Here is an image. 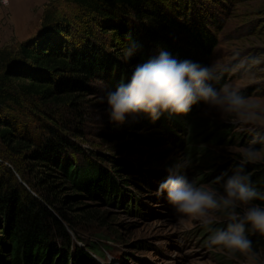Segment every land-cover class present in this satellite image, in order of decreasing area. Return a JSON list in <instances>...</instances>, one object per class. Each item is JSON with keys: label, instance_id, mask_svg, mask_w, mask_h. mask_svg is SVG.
I'll return each instance as SVG.
<instances>
[{"label": "trees", "instance_id": "obj_1", "mask_svg": "<svg viewBox=\"0 0 264 264\" xmlns=\"http://www.w3.org/2000/svg\"><path fill=\"white\" fill-rule=\"evenodd\" d=\"M67 1L78 8L72 16L49 6L28 40L17 48H0V139L27 158L23 169L16 162L0 161V264H99L95 255L114 247L111 242H127L106 214L83 201H109L140 213L142 209L132 205L130 197L137 192L131 187L145 190L129 175L144 171V181L150 184V177L163 176L175 164L162 151L141 163L119 155L78 163L71 153L87 157L76 142L86 114L80 97L97 80L115 90L128 81L136 64L162 50L180 61L211 65L217 45L212 25L218 17L196 0ZM97 31L112 39L99 38ZM134 42L138 50L126 58ZM29 100L37 110L36 123L24 114ZM47 104L67 110L59 113L43 107ZM182 118L190 123L188 115H165L156 122L144 115L130 126L154 123L165 138L183 146L176 133L177 127L183 129L178 124ZM190 125L196 134L212 127L201 118ZM133 135L120 144L123 151L149 140L136 131ZM198 150L185 146L190 162ZM246 171L257 191L264 193V161L247 164ZM254 203L264 206V201ZM246 234L253 250L264 256V236Z\"/></svg>", "mask_w": 264, "mask_h": 264}, {"label": "rangeland", "instance_id": "obj_2", "mask_svg": "<svg viewBox=\"0 0 264 264\" xmlns=\"http://www.w3.org/2000/svg\"><path fill=\"white\" fill-rule=\"evenodd\" d=\"M36 1L14 0L16 10L8 8L11 0H8L7 4H0L5 7L0 13V48H17L23 41L28 40L37 31L39 23H36L42 9V15L49 6H56L61 14L71 16L78 11V8L67 0H44L43 4H37ZM196 1L212 9L218 17L217 24L212 25L217 45L210 60L220 80L214 82V86L220 88L229 85L238 89L242 96L264 106V0ZM96 33L107 42L112 39L110 34L103 35L100 31ZM29 66L35 69L31 64ZM111 91L114 90L107 82L97 80L90 90L80 97L86 114L80 123L82 134L76 137V142L84 149L87 157L74 152L70 156L74 155L75 160L82 165L90 160L98 161L104 155H119L141 163L149 161L150 156L162 151L174 164L187 165V170H182L189 181L223 191L222 185L215 182L216 177L226 171L230 175L235 164L242 159L241 153L251 141L255 137L264 136V127L243 125L237 118L222 116L218 110L200 103L187 114L190 123L183 118L179 119L178 124L185 129L184 131L177 127L176 130L185 143L180 146L160 134L154 123L148 126L139 125L133 129L130 126L131 120L124 125L111 122L107 111V95ZM25 104L27 107L24 114L34 122L37 110L33 100ZM43 107L52 108L59 113L67 110L64 105L47 104ZM196 118L211 123L212 127L196 134L190 129L192 120ZM135 131L149 140L136 144V149L132 151H123L120 144L127 139L131 141L135 137ZM190 144L199 149L192 162L189 161L192 157L185 151V146ZM255 147L262 149L264 143L258 142ZM2 159L9 165L16 162L17 167L21 166L22 169L27 163L24 154L12 152L0 139V161ZM261 161H264V158ZM129 178L142 185L147 193H142L143 198H153L152 205L156 211H151L149 215V212H146V215L142 216L139 213L128 214L124 207L113 205L109 201L86 200L82 203L93 204L97 210L107 215L112 228L120 230L128 242L110 244L121 246L128 255L154 260L155 264H260L264 259V256L256 251L255 255H243L238 252L231 254L222 247H209V228H218V224L226 223L224 214L215 215L213 219L216 223L204 227L199 222L181 218L168 202L166 193L160 196L156 194L160 184L155 187L144 181V171L129 175ZM136 243L140 245L137 247Z\"/></svg>", "mask_w": 264, "mask_h": 264}, {"label": "clouds", "instance_id": "obj_3", "mask_svg": "<svg viewBox=\"0 0 264 264\" xmlns=\"http://www.w3.org/2000/svg\"><path fill=\"white\" fill-rule=\"evenodd\" d=\"M137 50L134 42L125 51V57L131 58ZM219 80L213 66L180 61L162 50L146 62L136 64L128 81L108 93L109 119L116 125H124L147 115L156 122L165 115H187L193 106L203 103L222 116L237 118L243 125L264 127L261 123L264 106L229 85L215 87L214 82ZM258 142L264 143V136L251 141L230 175L226 171L216 177L215 182L222 185L223 191L189 181L182 172L187 165L180 163L167 168L168 175L157 189L158 196L166 193L168 202L181 218L209 227L216 223L215 215L226 216L225 228H209V247H222L231 254L255 255L253 242L246 233L264 236V206L254 203L264 201V193L257 191L246 171L247 164H256L264 158V148L255 147ZM100 264L105 262L101 260Z\"/></svg>", "mask_w": 264, "mask_h": 264}, {"label": "crops", "instance_id": "obj_4", "mask_svg": "<svg viewBox=\"0 0 264 264\" xmlns=\"http://www.w3.org/2000/svg\"><path fill=\"white\" fill-rule=\"evenodd\" d=\"M43 1L44 0H37L35 3H37V4H43ZM5 7L4 6H0V13H2V11H3V9H4ZM8 8L10 9V8H14L15 10L17 9L16 8V3L14 2V0H11V3H10V5L8 6ZM13 9V10H14ZM42 11H43V9L39 12V21L36 23V24H40V22H41V18H42ZM15 12V11H14Z\"/></svg>", "mask_w": 264, "mask_h": 264}, {"label": "built area", "instance_id": "obj_5", "mask_svg": "<svg viewBox=\"0 0 264 264\" xmlns=\"http://www.w3.org/2000/svg\"><path fill=\"white\" fill-rule=\"evenodd\" d=\"M8 0H0V4H7Z\"/></svg>", "mask_w": 264, "mask_h": 264}]
</instances>
